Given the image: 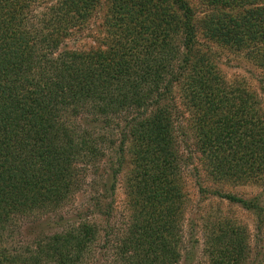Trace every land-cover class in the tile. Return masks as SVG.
<instances>
[{
    "label": "trees",
    "instance_id": "obj_1",
    "mask_svg": "<svg viewBox=\"0 0 264 264\" xmlns=\"http://www.w3.org/2000/svg\"><path fill=\"white\" fill-rule=\"evenodd\" d=\"M102 1L0 0V264H87L94 223L21 250L7 248L4 233L82 185L79 175L115 144L114 134H96L112 123L121 159L131 143L138 207L113 264H178L186 254L174 107L192 115L209 175L264 187V97L247 80L220 75L211 51L242 54L264 71V0H106L100 45L63 47ZM35 6L43 7L37 23ZM213 193L253 211L263 227L261 193ZM211 224L210 264H246L244 227Z\"/></svg>",
    "mask_w": 264,
    "mask_h": 264
},
{
    "label": "rangeland",
    "instance_id": "obj_2",
    "mask_svg": "<svg viewBox=\"0 0 264 264\" xmlns=\"http://www.w3.org/2000/svg\"><path fill=\"white\" fill-rule=\"evenodd\" d=\"M199 0H194L197 3ZM30 12L32 22H39L34 15L43 10L35 6ZM107 1L103 0L93 9L91 17L84 27H75L71 35L64 38L63 47L68 49L88 50L99 46L104 35V15ZM45 10V9H44ZM198 14H203L202 6ZM214 60L220 75L227 79L243 78L264 97V71L249 62L242 54L212 45ZM181 100V99H179ZM175 131L180 150L181 175L180 183L183 194L181 204L182 220L179 235L183 257L178 264H210L207 250V237L213 230L212 221L235 223L247 231L251 257L246 264H264V225L258 228L257 217L251 210L239 204L231 203L214 195L213 190L235 193L244 197L262 194L264 206V187L256 184H237L228 180H217L206 171L198 138L192 128L190 113L187 108L174 107ZM183 111H186L184 113ZM86 116L79 118L83 126ZM123 121L121 125H123ZM120 127L112 123L110 127H99L96 134H114L115 144H107L106 155L95 165L90 164L86 172L79 175L82 185L77 189L63 192L57 202L46 212L34 213L31 216H19L11 222L4 233L3 243L9 249L34 248L38 239H45L55 233L67 231L80 226L82 222L94 223L96 240L86 255L87 264H113L116 261L117 249L130 231L136 208L132 186L135 184L133 169L135 158L131 143L126 144L124 157L120 158ZM112 146V145H111ZM123 166L121 168V163ZM118 170L119 173L117 172ZM117 172L115 177L114 172ZM114 176V177H113ZM136 178V177H135ZM115 181V182H114ZM115 188L110 189L111 184ZM208 190L203 191L202 187ZM108 210V213L105 212Z\"/></svg>",
    "mask_w": 264,
    "mask_h": 264
}]
</instances>
